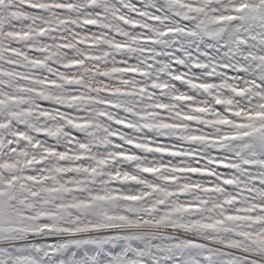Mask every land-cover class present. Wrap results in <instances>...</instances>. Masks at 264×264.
Returning <instances> with one entry per match:
<instances>
[{"label":"snow or ice","instance_id":"obj_1","mask_svg":"<svg viewBox=\"0 0 264 264\" xmlns=\"http://www.w3.org/2000/svg\"><path fill=\"white\" fill-rule=\"evenodd\" d=\"M0 264H264V0H0Z\"/></svg>","mask_w":264,"mask_h":264}]
</instances>
